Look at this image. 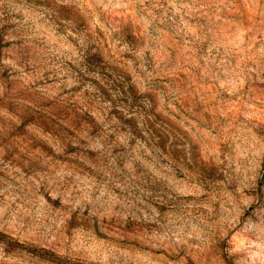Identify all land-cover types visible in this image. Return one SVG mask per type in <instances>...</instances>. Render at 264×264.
Instances as JSON below:
<instances>
[{
    "label": "rangeland",
    "instance_id": "1",
    "mask_svg": "<svg viewBox=\"0 0 264 264\" xmlns=\"http://www.w3.org/2000/svg\"><path fill=\"white\" fill-rule=\"evenodd\" d=\"M0 264H264V0H0Z\"/></svg>",
    "mask_w": 264,
    "mask_h": 264
},
{
    "label": "trees",
    "instance_id": "2",
    "mask_svg": "<svg viewBox=\"0 0 264 264\" xmlns=\"http://www.w3.org/2000/svg\"><path fill=\"white\" fill-rule=\"evenodd\" d=\"M10 240V237H8L6 234H2L1 232H0V241H4V240Z\"/></svg>",
    "mask_w": 264,
    "mask_h": 264
}]
</instances>
